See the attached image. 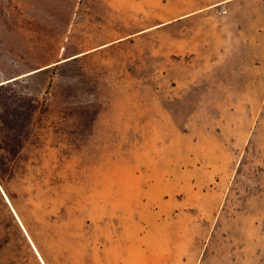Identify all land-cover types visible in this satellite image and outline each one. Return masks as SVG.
I'll return each mask as SVG.
<instances>
[{"label": "rangeland", "instance_id": "rangeland-1", "mask_svg": "<svg viewBox=\"0 0 264 264\" xmlns=\"http://www.w3.org/2000/svg\"><path fill=\"white\" fill-rule=\"evenodd\" d=\"M7 79L50 264H264V0H0Z\"/></svg>", "mask_w": 264, "mask_h": 264}, {"label": "trees", "instance_id": "trees-1", "mask_svg": "<svg viewBox=\"0 0 264 264\" xmlns=\"http://www.w3.org/2000/svg\"><path fill=\"white\" fill-rule=\"evenodd\" d=\"M2 164L10 168L12 162L4 161ZM0 186L7 196L6 202L0 192V264H50V259L56 258V247L50 244L51 248L45 238V223L41 211L31 204L29 196L22 194L17 196L21 198H16L8 192L1 177ZM19 199L20 209L17 206Z\"/></svg>", "mask_w": 264, "mask_h": 264}, {"label": "water", "instance_id": "water-1", "mask_svg": "<svg viewBox=\"0 0 264 264\" xmlns=\"http://www.w3.org/2000/svg\"><path fill=\"white\" fill-rule=\"evenodd\" d=\"M36 70H38V69H36ZM36 70H34V71H36ZM31 73V72H30ZM11 79H7V80H2V81H0V84H3V83H5V82H8V81H10ZM1 194H2V196H3V198H4V200L7 202V199H6V197H5V195L3 194V192H1ZM11 211H12V209H11ZM12 213H13V215H14V217H15V213L12 211ZM16 220H17V218H16Z\"/></svg>", "mask_w": 264, "mask_h": 264}]
</instances>
